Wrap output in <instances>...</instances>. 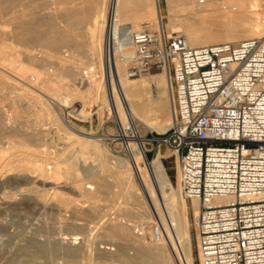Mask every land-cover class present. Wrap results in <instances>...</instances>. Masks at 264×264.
<instances>
[{"label": "bare ground", "instance_id": "6f19581e", "mask_svg": "<svg viewBox=\"0 0 264 264\" xmlns=\"http://www.w3.org/2000/svg\"><path fill=\"white\" fill-rule=\"evenodd\" d=\"M61 1L70 7L58 11L52 8L53 0H0V264H58L56 254H64L66 264L84 259L88 264H174V256L178 264H195L187 200L180 195V185L179 191L172 186L162 161L166 156L159 152L148 161L146 139L134 124L137 119L150 130L169 129L174 117L169 77L164 71L128 76L135 52L129 31H141L145 25L154 32L166 27L169 35L183 34L192 47L237 43L264 35V0H166V26L161 0ZM70 45L84 47V68L62 57ZM46 60L56 64L58 77L70 78L60 89L101 107L113 105L121 129L134 133L127 145L133 166L126 161L124 170L125 165L101 161V172L86 182L90 173L82 176L79 163L60 160L66 143L56 125L77 136L81 145L83 138L94 136L75 129L54 108L59 88L50 84L52 74L35 68ZM104 73L111 93L102 82ZM85 82L82 92L78 84ZM47 184L54 188L46 189ZM192 207L197 226L198 203L193 201ZM15 214L32 217L29 232L18 230L10 218ZM42 215L63 223L69 232L44 239L38 219ZM81 216L88 220L80 222ZM156 219L165 230L163 241H155L151 230L146 236L136 234L140 222L150 225ZM101 229L104 237H95L100 245L90 248L96 240L91 232ZM199 260L212 264L202 252Z\"/></svg>", "mask_w": 264, "mask_h": 264}, {"label": "built area", "instance_id": "2783aa9c", "mask_svg": "<svg viewBox=\"0 0 264 264\" xmlns=\"http://www.w3.org/2000/svg\"><path fill=\"white\" fill-rule=\"evenodd\" d=\"M129 37L128 76L155 69L169 77L172 124L146 140L179 160L181 195L199 206V254L212 264H264V35L192 47L182 34L145 25ZM120 134L134 138L130 129ZM149 230L163 241L158 219L140 222L136 234Z\"/></svg>", "mask_w": 264, "mask_h": 264}, {"label": "rangeland", "instance_id": "374dc122", "mask_svg": "<svg viewBox=\"0 0 264 264\" xmlns=\"http://www.w3.org/2000/svg\"><path fill=\"white\" fill-rule=\"evenodd\" d=\"M53 1L56 4H53L52 8H56L57 7L58 11L60 9H62L63 7L67 6V8H68L71 5V4H66L65 5V4L62 3L61 0H56V1L53 0ZM58 1H60V2H58ZM75 1L78 3L80 0H78V1L75 0ZM75 1H74V3H76ZM161 7H162V13H163V16H164V23H165V26H166V24L168 22V18H167L168 17V7H167L166 0H161ZM110 8H111V6H110ZM206 14H209V13L206 12ZM208 16H210V18H211V16H214V15H208ZM165 32L168 34V30H167L166 27H165ZM67 47H68V49H67ZM67 47L63 49V55L64 56L62 55V57L65 58L64 60L68 64H69V62L74 61V62H76L79 65V67H81V68L83 67L84 68L88 64V59L86 57L84 58V55H85L84 54V52H85L84 47H81V46L79 47L77 45H70V46H67ZM18 48L23 49V47H21V46H19ZM39 50H40V48H39ZM42 54L43 53H40V55H42ZM72 57H73V59H72ZM69 58H71V59H69ZM95 63H96V61H95ZM39 67H41V68H39ZM35 68L37 70H39L40 72L52 74V76H50V79H51L50 84H52L55 87L59 88V86H61L63 84L66 85L67 82H69L70 78L67 77V76L61 75V76L58 77L57 66L52 61L50 63V61L46 60L43 65H38V64L35 65ZM149 72H151L152 74H161L162 73V71L155 70V69L151 70ZM97 75H99L97 77H100V73H97ZM108 76H109L108 74L104 73L102 75V82L105 81L104 82V87L107 88V92L111 93L109 91L108 87H106V86L109 85V80H108L109 78H107ZM60 77H61V79H60ZM80 77H81L80 75L77 76L78 80L76 82L80 83V79H79ZM86 83L87 82H85L83 85L78 84V86H79V88H81L82 92L86 90V87H84V85H86ZM47 84H49V82H47ZM164 85H165V82L163 83V87H164ZM56 91H57V100H58L59 103L57 102L56 105L54 106V108L57 111H59L63 116L68 117V120H69L70 124L75 129H77L78 131L87 133V134H93V136H94L93 138H90V140H89V138H83V140H85V142L83 141V145L84 144L86 145V146L85 145L83 146V145H81L82 141L79 140L77 136L67 134L66 130H64L63 128L61 129V127L56 125V127L58 129V134L57 135L64 142V144L68 143L67 145L65 144V148H64V150L62 152L63 154L60 157V160H63V163H65V161H68V162H66V164H76V163L78 164L79 163L76 166L79 169V171H80L79 173L82 176L86 177V176H88V173H90L89 174L90 176L87 177L86 182H92L91 181L92 180L91 177L94 176L95 174L101 172V170H100L101 168H99L101 166V161L107 160L112 166H119L120 167L122 165H125V166H122L124 170H125V168L127 166V162L128 161H129L128 164L130 166H133L132 153L127 148V145H128V143H130V141L124 140V138L121 136V134H120V125H119V123H120L119 122V117H118V115H116L117 111H116V109H114V107H113V105L111 103L101 107L95 102L92 104L91 101L88 102V99H83L82 97L77 96L71 90L67 91V89H60L59 88V89H56ZM67 95L70 96V97L68 98ZM100 108H103V109L101 110ZM134 124H135L136 129L139 131L140 135L142 137H144L145 139L146 138L150 139V138L153 137L152 135H157L158 133H160L156 129H153V130L148 129L141 121H139L137 119H134ZM59 134H61V135H59ZM161 134L162 133H160L159 135H161ZM75 140H77V141H75ZM87 141H89V142L91 141L92 143L91 142L89 143ZM76 142H77V144H76ZM93 142L98 144V148H96L94 146ZM146 142H147V140H146ZM92 144H93V146H90ZM99 145L102 147V149H101V147ZM146 147H147L148 150L153 149L152 152H150L149 155H148V161L153 160L157 156V154L159 152H162L163 155L166 156V158H164L162 161H163V163L165 165V168H166V171L168 173L169 179H170V181L172 183V186H174L175 190L179 191V181H178V178H177V164H176L175 157L172 156V151L169 148H167L166 146H164V145L161 146L160 148H158L157 146H153L149 141L146 143ZM68 148H69V150H68ZM78 149H79V151H78ZM70 150H73V151H70ZM102 151H104V152H102ZM77 152L78 153L81 152V153L78 154ZM75 158H76V160H78L77 162H76ZM118 162H120V163H118ZM83 164L86 165V166H84ZM118 164H120V165H118ZM64 165L65 164H63V166ZM141 165L143 167H145L144 164H141ZM90 169H92L93 172L89 171ZM85 171H87V172H85ZM134 180H135L136 184L140 187L141 184H140V181H139V178H138L137 174L134 175ZM47 185H49V186L47 188L45 186L46 189L54 188L53 184H52L53 187L50 184H47ZM117 189L118 188H116L115 190H117ZM180 195H181V192H180ZM118 202L121 203L122 199H119ZM187 203H188L189 208H190L189 209V211H190V220H191L190 223H191V234H192V244H193V252H194V258H195V264H201V261L199 260V250H198V244H197V230H196V225H195L194 209H193V207H192L190 202L187 201ZM18 215L21 216V217H18L15 214V215H13V217L10 216V218L15 222L18 230L22 229L23 232H25V233L29 232L30 231V227H31L30 225H31V222H32L30 219L32 217L30 216L31 217L30 218L29 215H26V214H18ZM23 215L25 217H27V218H25ZM42 216H44V217L41 219ZM42 216H39L38 219H40L41 222H43V224L40 222V220H38V222H40V224H42V229L44 228L43 230L41 229L42 237L45 235L43 237L44 239L53 240L54 238H57L61 233L69 232L68 228L66 229L65 228L66 226H63V223H59L58 224V221L53 220L50 216H47V215H42ZM14 218H16V219L14 220ZM28 218H29V220L31 222L28 220ZM80 218L82 219L80 222H83L84 220L85 221L88 220L87 217H82L81 216ZM51 219H52V222H51ZM34 221H36V219ZM55 221L57 222L58 225L55 223ZM29 223H30V225L28 226L27 224H29ZM54 223H55V227H54ZM60 224L62 225V227H59V226H61ZM50 225H51V227H50ZM92 225H94V224H92ZM25 226H26V228H25ZM27 226H28V230H27ZM23 228H25V230ZM52 228H55V229L53 230ZM101 231H102V229L99 230L98 234L95 231H94L95 233L91 232V234H94V235H92V237L93 238H95V237L98 238V236H101V235L104 237V233H102ZM99 234H101V235H99ZM97 238H95L96 240L92 244L93 247L91 246L90 248H94L95 249V247L100 245L99 241L97 240ZM99 238H101V237H99ZM101 245H103V244H101ZM50 248H54V247L51 246ZM53 259H56L55 263L66 264L65 263L66 259L64 257V254H62V255L56 254L55 258H53ZM173 262H174V264H178L177 258L175 256L173 257ZM44 264H53V263L45 262ZM74 264H88V262H87L86 259H84V260L81 261V263L79 262V263H74ZM121 264H125V263H121ZM126 264H129V263H126Z\"/></svg>", "mask_w": 264, "mask_h": 264}]
</instances>
